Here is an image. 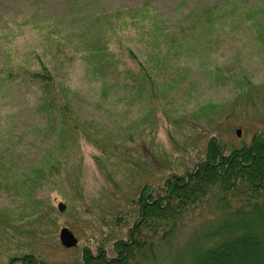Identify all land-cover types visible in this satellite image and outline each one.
I'll return each mask as SVG.
<instances>
[{
    "label": "rangeland",
    "instance_id": "obj_1",
    "mask_svg": "<svg viewBox=\"0 0 264 264\" xmlns=\"http://www.w3.org/2000/svg\"><path fill=\"white\" fill-rule=\"evenodd\" d=\"M165 44L177 53L161 58L172 61L147 68L152 45ZM39 64L60 93L47 114L28 77ZM245 79L264 84V0H0V264L24 255L81 264L83 249L116 257L113 243L126 242L139 219L131 202L144 183L161 197L167 179L203 160L211 136L239 147L264 135V98L238 106ZM209 103L208 123L200 108ZM40 168L47 175L31 213L19 183ZM257 201L241 187L212 188L175 224L143 228L146 245L129 264H190ZM63 228L76 246L61 245Z\"/></svg>",
    "mask_w": 264,
    "mask_h": 264
},
{
    "label": "trees",
    "instance_id": "obj_2",
    "mask_svg": "<svg viewBox=\"0 0 264 264\" xmlns=\"http://www.w3.org/2000/svg\"><path fill=\"white\" fill-rule=\"evenodd\" d=\"M247 16L250 18V15ZM151 50L158 51L145 63L147 68L150 64L155 68L167 61L161 58L163 50L177 53L176 47H167L166 44L163 45V49L152 45ZM127 53L131 60L145 71V65L136 62L130 50ZM169 61L172 59L165 65ZM39 67V73L37 71L36 74L29 73L28 77L40 85L42 109L47 114L56 107V98L60 93L59 90V95L56 93L57 90L52 86L49 72L44 65L39 64ZM12 70L6 72L4 76L9 82L13 81ZM260 98H264V84L255 85L248 79L243 80L236 94V100L242 102L238 106L248 110L250 107L253 108L255 100ZM60 106L58 117L63 122L67 115V106L61 103ZM215 107L216 105L211 103L201 106L200 110L205 111L202 119L209 123L210 116L214 113L212 111L211 114L209 111ZM130 159L126 156L120 164L127 166L132 162ZM45 175L47 170L40 168L33 171L30 176L24 175L25 178L19 183L26 195H23V204L31 205V213L37 212L40 208L41 202L32 197V191ZM3 177L7 179V175ZM171 178L172 180L167 179L164 182L165 193L161 197L155 196L147 183L139 190L131 204L134 203L137 207L136 212L141 223L138 220L134 223L133 228L129 230L130 238L126 242L118 240L113 243L116 257L107 258L102 249H99L95 256L87 249H83L81 264H129L133 256L138 254L139 250L142 252L146 245V241L139 237V232H142L143 228L160 222L175 224L184 212L206 199L212 188L226 192L237 187L252 193L258 201L250 212H237L232 217L235 221L230 220L216 229L207 241L217 239V242L197 253L190 264H264V135L255 132L248 144L244 143L239 147L211 136L206 144L203 160L193 171L185 172L182 176L172 175ZM258 226L263 227L260 233L255 230ZM20 263L46 264L40 260L36 261L32 255H24Z\"/></svg>",
    "mask_w": 264,
    "mask_h": 264
},
{
    "label": "water",
    "instance_id": "obj_3",
    "mask_svg": "<svg viewBox=\"0 0 264 264\" xmlns=\"http://www.w3.org/2000/svg\"><path fill=\"white\" fill-rule=\"evenodd\" d=\"M236 135H240V131H236ZM65 209V205L62 203L58 204V211L62 212ZM59 240L61 245H63L65 248H71L77 245V240L73 236V234L68 231L67 229L63 228L59 233Z\"/></svg>",
    "mask_w": 264,
    "mask_h": 264
},
{
    "label": "bare ground",
    "instance_id": "obj_4",
    "mask_svg": "<svg viewBox=\"0 0 264 264\" xmlns=\"http://www.w3.org/2000/svg\"><path fill=\"white\" fill-rule=\"evenodd\" d=\"M237 130H239V131H240V129H237ZM237 130H236V131H237ZM240 132H241V131H240ZM236 136H237V135H236ZM239 136H240V135H239ZM239 136H237V137H239ZM138 221H140V218L138 219Z\"/></svg>",
    "mask_w": 264,
    "mask_h": 264
}]
</instances>
